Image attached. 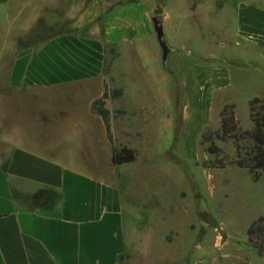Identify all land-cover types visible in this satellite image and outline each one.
Listing matches in <instances>:
<instances>
[{"label": "rangeland", "instance_id": "374dc122", "mask_svg": "<svg viewBox=\"0 0 264 264\" xmlns=\"http://www.w3.org/2000/svg\"><path fill=\"white\" fill-rule=\"evenodd\" d=\"M87 2L91 23L112 4L141 2L148 24L135 48L126 43L109 46L111 78L106 91L110 96L105 107L111 112L114 142L98 126L93 143L97 153H83L80 159L97 165L106 176L115 172L119 176L136 232V252L129 255L128 264H264V254L248 236L252 222L264 215V173L254 181L243 168L207 167L217 156L208 152L211 142L203 138L212 136L222 149L219 157H234V143L216 137L221 112L229 103L236 104L244 129L253 126L249 103L254 95H264V79L245 88L238 87V79L243 67L264 76V58L259 60L263 66L244 61L261 54L247 50L254 41L241 31L240 15L255 8L260 22L264 0ZM158 14L164 16L173 48L166 63L152 20ZM46 25L43 22L39 28ZM226 72L234 75L236 87H217L214 79ZM98 88L84 91L74 86L10 97L7 106L13 117L8 119L19 123L30 139L47 136L56 141L65 129L66 107L76 105L74 114L87 119L84 105ZM120 89L123 93L117 95ZM43 106L50 114L45 122L38 116ZM121 145L137 151L136 162L114 164V150Z\"/></svg>", "mask_w": 264, "mask_h": 264}, {"label": "crops", "instance_id": "0c3cea01", "mask_svg": "<svg viewBox=\"0 0 264 264\" xmlns=\"http://www.w3.org/2000/svg\"><path fill=\"white\" fill-rule=\"evenodd\" d=\"M87 5V0H0V264H128L136 252L133 215L117 172L106 176L80 159L97 153L98 126L110 141L93 110L111 78L109 46L135 48L148 24L141 2L101 8L95 23ZM256 11L240 15L241 31L254 41L247 50L261 55L243 59L263 66L264 18L258 22ZM263 79L261 71L243 67L238 87ZM214 82L225 89L237 85L229 72ZM74 86L99 90L84 105L87 119L74 114L76 105L66 107L65 129L56 141L30 139L8 119L10 97ZM38 116L48 120L45 106Z\"/></svg>", "mask_w": 264, "mask_h": 264}, {"label": "trees", "instance_id": "16d2710c", "mask_svg": "<svg viewBox=\"0 0 264 264\" xmlns=\"http://www.w3.org/2000/svg\"><path fill=\"white\" fill-rule=\"evenodd\" d=\"M117 95H122L123 90H117ZM108 91L101 98L93 102V110L99 114L107 127L109 140L114 142L111 112L105 107L109 98ZM250 119L253 126L244 129L236 114V104L225 105L221 112V128L216 137L222 141H232L236 147L234 157L226 160L219 157L222 149L216 145L211 135L205 134L204 141L211 142L208 152L217 158L206 164L210 168L238 167L249 171L254 181H259L264 173V98L255 96L250 100ZM137 161V151L126 145L116 148L113 153V162L116 165L131 164ZM248 236L252 246L262 255L264 254V215L258 217L248 228Z\"/></svg>", "mask_w": 264, "mask_h": 264}, {"label": "water", "instance_id": "95a60500", "mask_svg": "<svg viewBox=\"0 0 264 264\" xmlns=\"http://www.w3.org/2000/svg\"><path fill=\"white\" fill-rule=\"evenodd\" d=\"M154 30L157 35L158 42L163 51V62L166 63L173 48L170 46L164 27V16L162 14L155 15L153 18Z\"/></svg>", "mask_w": 264, "mask_h": 264}]
</instances>
